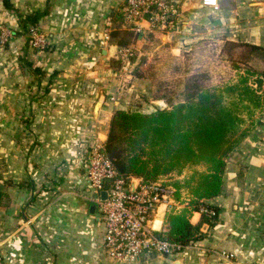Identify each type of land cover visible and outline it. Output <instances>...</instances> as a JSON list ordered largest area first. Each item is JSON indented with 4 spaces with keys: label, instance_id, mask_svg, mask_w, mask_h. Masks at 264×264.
Instances as JSON below:
<instances>
[{
    "label": "crops",
    "instance_id": "crops-1",
    "mask_svg": "<svg viewBox=\"0 0 264 264\" xmlns=\"http://www.w3.org/2000/svg\"><path fill=\"white\" fill-rule=\"evenodd\" d=\"M171 1L180 10L179 28L157 34L173 50L203 39L264 46V0H219L218 7L202 0ZM7 2L0 0V27H11L14 34L0 45L4 264H173L178 259L264 264V122L229 154L223 189L208 200L220 207V221L206 237L173 255L153 252L130 263L104 250L105 225L86 197L85 154L105 144L116 109L151 112L164 102L153 99L148 78L114 64L123 47L109 35L116 27L126 28L118 26L124 0ZM34 13L36 25L49 36L45 48L28 46L20 25L21 18ZM144 24L140 32L148 29ZM167 216L162 206L156 226L165 227ZM200 216L194 212L191 221L198 223Z\"/></svg>",
    "mask_w": 264,
    "mask_h": 264
},
{
    "label": "trees",
    "instance_id": "trees-1",
    "mask_svg": "<svg viewBox=\"0 0 264 264\" xmlns=\"http://www.w3.org/2000/svg\"><path fill=\"white\" fill-rule=\"evenodd\" d=\"M37 15L19 20L23 32L37 26ZM110 34L118 46L130 43L119 27ZM223 51L234 60L227 75L213 81L211 72L193 73L178 85L175 103L158 95L160 85L153 83V98L168 100L169 107L151 112L116 109L104 144L127 180L157 182L167 174H185L164 183L172 186L179 205L168 214L161 233L181 247L206 237L219 223L220 207L208 200L223 189L229 154L264 122V46L226 40ZM3 196L0 191V201ZM194 212L201 214L198 223L191 221Z\"/></svg>",
    "mask_w": 264,
    "mask_h": 264
},
{
    "label": "built area",
    "instance_id": "built-area-1",
    "mask_svg": "<svg viewBox=\"0 0 264 264\" xmlns=\"http://www.w3.org/2000/svg\"><path fill=\"white\" fill-rule=\"evenodd\" d=\"M204 5L218 7L219 0H202ZM123 19L129 27L141 31L147 27L175 30L180 11L171 0H124ZM11 27H0V45L5 46L13 37ZM27 36L32 48H45L49 38L37 26H30ZM133 49H121L122 60L130 65ZM87 170L85 184L88 201L100 207L105 225L104 250L118 262H134L143 255L158 252L162 255L177 253L181 245L161 237L164 227L156 226L157 215L163 205H168V188L160 182L145 181L141 177L127 180L108 156L105 145L97 144L85 154ZM107 190L106 200L101 192ZM168 192V193H167ZM173 208L167 210L168 214ZM0 264H4L0 254Z\"/></svg>",
    "mask_w": 264,
    "mask_h": 264
},
{
    "label": "rangeland",
    "instance_id": "rangeland-1",
    "mask_svg": "<svg viewBox=\"0 0 264 264\" xmlns=\"http://www.w3.org/2000/svg\"><path fill=\"white\" fill-rule=\"evenodd\" d=\"M121 15L120 17L122 18L120 19L121 21L118 26H121L122 24L126 26V28H124L125 30H122L123 34L121 37L129 39L130 43L127 46H130L133 49V55L130 57V65L126 64L121 57V60L117 59L116 63L113 61L114 64L118 67H122L124 64V66H126L125 70H128L129 74L137 76L136 72H138L147 77L151 81L152 85L153 83L159 84L160 90L157 94L166 95V98L170 99L173 103H175L180 97L178 94V85H181L184 79L193 73L204 71L211 72L214 77L213 81H217L220 80L222 76L227 75L231 70V65L234 63V60L229 58L232 55L230 56L227 52L223 51L226 41L225 39H203L184 49L173 50L172 43L166 41L161 35L157 34L159 32L168 33L177 30L180 25V16L178 27L175 30L148 28L144 29L142 32H138L131 29L129 25L125 23L123 15ZM127 30L130 32L132 31L133 33L130 34L129 32H126ZM109 36L111 40V34ZM118 38L119 37H116L113 41H116ZM27 43L28 46H30L29 41ZM133 43H135L136 46H134ZM138 68L139 70L137 71ZM161 101L164 103L157 105L161 108L169 107V104H171L168 100L166 101L169 102V104L164 101V99ZM157 106H155V108ZM183 175L185 174H167L160 177L158 182L164 185V183L173 182L176 178L183 177ZM164 187L168 188L170 195L167 200H169L170 203L176 204V206L179 205L178 201L173 196L172 186L164 185ZM170 205L171 204L163 205L165 211L171 209ZM96 211L101 218L99 206ZM152 255L153 253L145 254L141 258L149 259Z\"/></svg>",
    "mask_w": 264,
    "mask_h": 264
},
{
    "label": "water",
    "instance_id": "water-1",
    "mask_svg": "<svg viewBox=\"0 0 264 264\" xmlns=\"http://www.w3.org/2000/svg\"><path fill=\"white\" fill-rule=\"evenodd\" d=\"M108 196H109V193H108L107 190H103L101 192V197H102L103 200H106L108 198ZM96 210H97V207H96V205L93 204L91 206V212L95 213ZM173 264H185V263H183L181 260L178 259V260L173 261Z\"/></svg>",
    "mask_w": 264,
    "mask_h": 264
}]
</instances>
